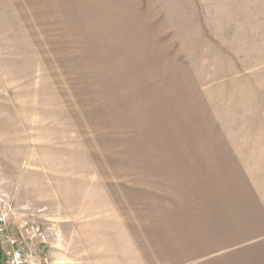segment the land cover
Masks as SVG:
<instances>
[{"label": "rangeland", "instance_id": "374dc122", "mask_svg": "<svg viewBox=\"0 0 264 264\" xmlns=\"http://www.w3.org/2000/svg\"><path fill=\"white\" fill-rule=\"evenodd\" d=\"M1 217L27 264H264V0H0Z\"/></svg>", "mask_w": 264, "mask_h": 264}, {"label": "built area", "instance_id": "2783aa9c", "mask_svg": "<svg viewBox=\"0 0 264 264\" xmlns=\"http://www.w3.org/2000/svg\"><path fill=\"white\" fill-rule=\"evenodd\" d=\"M3 226H4V219L1 217L0 218V234L4 236V239L8 242L9 247H10V251L8 252L9 257L7 259L6 264H27L28 262L27 255L25 253L24 247L22 246V243H24L23 239L21 240L19 236L9 234ZM25 231H26V234L27 233L33 234V233L38 232V228L33 226L31 228V231L29 230V228H26Z\"/></svg>", "mask_w": 264, "mask_h": 264}, {"label": "trees", "instance_id": "16d2710c", "mask_svg": "<svg viewBox=\"0 0 264 264\" xmlns=\"http://www.w3.org/2000/svg\"><path fill=\"white\" fill-rule=\"evenodd\" d=\"M0 264H6L5 262L2 261V255H1V252H0Z\"/></svg>", "mask_w": 264, "mask_h": 264}]
</instances>
